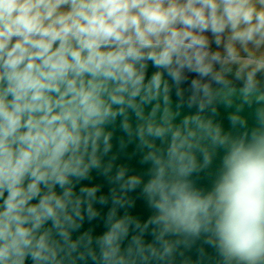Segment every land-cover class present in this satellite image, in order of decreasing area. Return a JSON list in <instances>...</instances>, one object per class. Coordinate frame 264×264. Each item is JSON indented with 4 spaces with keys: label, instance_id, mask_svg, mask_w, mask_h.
<instances>
[{
    "label": "clouds",
    "instance_id": "9594fccd",
    "mask_svg": "<svg viewBox=\"0 0 264 264\" xmlns=\"http://www.w3.org/2000/svg\"><path fill=\"white\" fill-rule=\"evenodd\" d=\"M0 264H264V0H0Z\"/></svg>",
    "mask_w": 264,
    "mask_h": 264
}]
</instances>
